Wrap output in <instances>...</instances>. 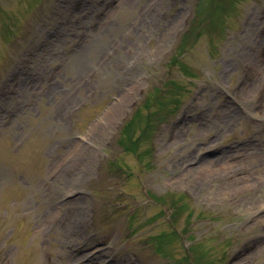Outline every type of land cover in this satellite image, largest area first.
I'll return each mask as SVG.
<instances>
[{
    "label": "rangeland",
    "instance_id": "obj_1",
    "mask_svg": "<svg viewBox=\"0 0 264 264\" xmlns=\"http://www.w3.org/2000/svg\"><path fill=\"white\" fill-rule=\"evenodd\" d=\"M112 3L0 0L2 264H264V0Z\"/></svg>",
    "mask_w": 264,
    "mask_h": 264
},
{
    "label": "bare ground",
    "instance_id": "obj_2",
    "mask_svg": "<svg viewBox=\"0 0 264 264\" xmlns=\"http://www.w3.org/2000/svg\"><path fill=\"white\" fill-rule=\"evenodd\" d=\"M65 173L66 174H81L82 177L84 175V174H82V169H79L78 170V168H73V169H70V170H66ZM198 186H200V185H198ZM70 193L73 194V192H70ZM75 199H77V196L76 195H74L72 198H70L66 202H59V206L60 207H63V206H65L66 203H72L73 200H75ZM84 209H86V206L85 205L82 206L80 204L76 212H78V214H80L81 211L84 212ZM57 222L58 221L56 219H55V221L53 219H51V221L49 222V225H51V224H57Z\"/></svg>",
    "mask_w": 264,
    "mask_h": 264
}]
</instances>
